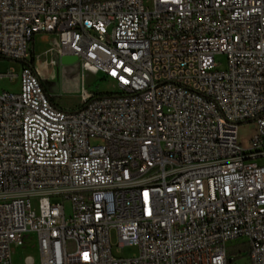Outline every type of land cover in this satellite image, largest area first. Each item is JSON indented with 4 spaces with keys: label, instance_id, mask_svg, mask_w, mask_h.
I'll list each match as a JSON object with an SVG mask.
<instances>
[{
    "label": "built area",
    "instance_id": "obj_1",
    "mask_svg": "<svg viewBox=\"0 0 264 264\" xmlns=\"http://www.w3.org/2000/svg\"><path fill=\"white\" fill-rule=\"evenodd\" d=\"M38 34L77 57L78 108L47 93ZM0 56L22 63L0 75L20 78L0 92V264L29 236L40 264H239L237 240L264 264V0H0Z\"/></svg>",
    "mask_w": 264,
    "mask_h": 264
},
{
    "label": "rangeland",
    "instance_id": "obj_2",
    "mask_svg": "<svg viewBox=\"0 0 264 264\" xmlns=\"http://www.w3.org/2000/svg\"><path fill=\"white\" fill-rule=\"evenodd\" d=\"M54 34L47 37L38 35L35 38L33 46V55L36 58L38 65V71L42 80V83L47 93L52 99L62 105L63 103L67 106H78L81 101L82 93V70L78 63H61V58L58 54L52 53L51 47L55 45ZM52 58L55 63L52 64ZM220 68L227 66L226 55H219L217 57ZM14 70L20 74L22 70V63L19 60H14L0 56V75L7 73L8 71ZM86 88L92 92H111L114 90L113 82L110 79L103 78L102 75H94L90 72L85 74ZM20 84L19 75L15 79L8 77L0 78V92L2 91H18ZM253 123H247L241 125L240 135L246 142L248 138L254 133ZM91 143H101L100 138L91 137ZM69 204L67 203V207ZM24 247L15 248L14 264H29L27 258H31L30 264H40L41 257L36 247L35 241L32 239L33 236H29ZM233 244H238L236 247L229 249L231 254L236 252H243L245 256L238 260L239 264H250L246 252L248 249L247 244H241L239 240L234 241ZM112 245L115 255L123 257H131L136 255L137 248L134 246H124L121 251H117L118 237L116 230H112Z\"/></svg>",
    "mask_w": 264,
    "mask_h": 264
},
{
    "label": "water",
    "instance_id": "obj_3",
    "mask_svg": "<svg viewBox=\"0 0 264 264\" xmlns=\"http://www.w3.org/2000/svg\"><path fill=\"white\" fill-rule=\"evenodd\" d=\"M61 58V63L63 64H69V63H76L77 62V57L72 56V55H62L60 56Z\"/></svg>",
    "mask_w": 264,
    "mask_h": 264
},
{
    "label": "crops",
    "instance_id": "obj_4",
    "mask_svg": "<svg viewBox=\"0 0 264 264\" xmlns=\"http://www.w3.org/2000/svg\"><path fill=\"white\" fill-rule=\"evenodd\" d=\"M38 35H41V36H45V37H47V36L52 35V34H38ZM38 35H37V36H38ZM55 36H56V35H55ZM34 43H35V42H34ZM51 99H52V97H51ZM52 101H53L56 105H58L59 107H61V108H64V109H76V108H78V107L80 106L82 99H81L79 105H78V106H75V107L67 106V105H65L64 103H63L62 105H59V104L56 103L53 99H52Z\"/></svg>",
    "mask_w": 264,
    "mask_h": 264
},
{
    "label": "trees",
    "instance_id": "obj_5",
    "mask_svg": "<svg viewBox=\"0 0 264 264\" xmlns=\"http://www.w3.org/2000/svg\"><path fill=\"white\" fill-rule=\"evenodd\" d=\"M33 46H34V43L32 44V48H31V58H32V60L35 59V57H34V55H33Z\"/></svg>",
    "mask_w": 264,
    "mask_h": 264
}]
</instances>
